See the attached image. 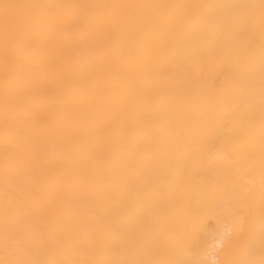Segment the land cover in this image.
I'll list each match as a JSON object with an SVG mask.
<instances>
[{"label":"bare ground","instance_id":"6f19581e","mask_svg":"<svg viewBox=\"0 0 264 264\" xmlns=\"http://www.w3.org/2000/svg\"><path fill=\"white\" fill-rule=\"evenodd\" d=\"M8 2L0 260L261 264V0Z\"/></svg>","mask_w":264,"mask_h":264},{"label":"snow or ice","instance_id":"6c2138e0","mask_svg":"<svg viewBox=\"0 0 264 264\" xmlns=\"http://www.w3.org/2000/svg\"><path fill=\"white\" fill-rule=\"evenodd\" d=\"M22 7H45L50 9H58V8H64L69 7L68 5H19L8 2V0H0V18L3 19L4 26H5V32L7 34L10 22L12 20V10ZM159 7H168L166 5H160ZM234 7L240 9L243 11L248 5H235ZM261 7V29H262V41H264V0H261L260 3ZM32 88L39 89L40 82L35 81L32 84L29 85ZM228 154L225 153V159H227ZM262 168H264V164H262ZM261 187H262V214H261V230L264 232V174H262L261 177ZM240 211L238 207H230L223 209L222 214L226 215L228 217V222L225 223L223 233L220 237L219 244L215 248V252L213 253L214 259L208 260V259H201L195 262V264H251L249 261L244 260H233L231 262L222 260L220 258L221 250L223 248L224 242L231 236V233L233 231V225L238 220L237 213ZM199 212H192L190 215L189 225L191 227H195L199 221ZM177 243L182 245V238L177 239ZM0 264H23L21 261L12 260V259H2L0 260ZM106 264H170V262H160V261H148V260H122V261H109L106 262ZM261 264H264V261L261 262Z\"/></svg>","mask_w":264,"mask_h":264}]
</instances>
